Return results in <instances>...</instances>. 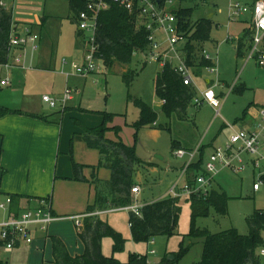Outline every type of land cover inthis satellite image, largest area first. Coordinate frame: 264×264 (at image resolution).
Masks as SVG:
<instances>
[{
  "label": "rangeland",
  "instance_id": "rangeland-1",
  "mask_svg": "<svg viewBox=\"0 0 264 264\" xmlns=\"http://www.w3.org/2000/svg\"><path fill=\"white\" fill-rule=\"evenodd\" d=\"M238 1L246 4L250 3L251 0ZM229 5L230 0H187L182 3L175 1L172 6V9H193V23L206 18L212 20L214 24L220 25L218 29L213 28L212 30L211 38L214 47H212L213 50L210 49V53H214L216 40L219 41L218 79L223 82L222 84H228L230 87L234 85L235 88L225 102L221 110V117L218 119H216V113L213 109L207 104H203L192 107L189 112L190 121L184 123L170 121L163 113L162 103L157 98L154 88L155 78L161 72L162 67L157 63L145 66L144 54L139 52L134 53L132 63L127 68L117 65L109 73L105 67L103 68V65H99L100 72L89 76L86 80L76 78L67 82V78L62 74L63 60L66 59L69 63L82 64L83 54L76 47L78 25L77 21L75 22L72 19L70 7L66 0L14 1L13 15L16 22H30V20H33V24H41L43 20L47 19L45 29L42 31L43 43L41 47L40 42L37 44L36 58L39 59L41 55L45 54L46 61L51 63L52 69L47 72L44 71L46 73L42 75L44 77L43 82L33 80L32 83L29 82L27 90L26 86L24 88L25 96H27L32 106H37L39 102L37 96L40 98L39 104L43 96L60 99L67 91L66 88L69 87L74 92H79V97L82 96L83 106L80 107V104L77 105L75 101L69 102L71 114H65L62 122L64 132L65 130L67 132L72 130L73 132V130L81 128L79 124H83L85 128L96 129L104 122L103 112H107L112 116V119L107 120L106 125L119 128L118 134L109 132L108 137L110 139L116 140L120 136L122 141L129 146L142 143L148 151L158 150L166 161L160 163V167L156 172H148L147 170L143 172V189L142 185L137 183L136 187H140L141 192L138 198L133 196L134 202L138 204H151L154 200L166 195L171 186L177 181L179 169L188 160V156L184 159L177 157L178 150L173 149V139L185 145L192 144L194 148L205 144L204 163H206L213 152V148L231 138L232 131L227 126L232 125L235 129H241V121L245 111L251 105L254 108L264 104V68L259 66L254 59L245 64L244 61L238 60L235 56V41L243 35L245 29L249 28V21L246 19L230 20L228 15ZM23 30L22 27L20 34L25 36L26 33ZM230 35L234 37V41L227 40ZM161 37L164 39L163 36ZM28 48H31V46H28ZM67 66L65 71L69 72L71 67L70 65ZM125 68L135 73L130 88H127L123 82V69ZM197 77L194 79L198 94L207 88L208 83L216 84V74H211L207 69H201ZM18 81L20 82V80ZM227 88L228 86L224 88V91H228ZM11 90L12 88H9L4 91L10 92ZM137 99L145 102L156 111L159 114L160 123L168 126L171 131L164 129L157 132L142 129L139 132V141L136 143V131L132 124L139 119V111L134 103ZM12 108L18 107L12 105ZM73 155L76 161L77 159L81 160L87 165H97L99 162L98 153L89 150L77 135L74 136ZM198 158L199 155L195 160L197 161ZM69 160L67 162L68 167L70 166ZM65 165L66 163L60 166V170H63ZM170 169L172 171H169ZM137 171L138 169L135 173V179L138 178ZM86 173L90 175L92 173L91 169L88 168ZM109 177L110 172L107 169L102 168L99 170L98 179L101 184ZM259 181L260 177L254 175L251 170L242 175L228 169L220 170L210 189L227 193L230 199L228 214L222 216L212 209L208 216L198 217L193 222L191 206L184 200L182 201L180 222L176 229V235L171 238L166 236L156 237L153 239L154 244L151 243L152 241L140 244L133 242L129 225L130 213L128 211H112L103 214L102 220L108 222L125 239L124 250L114 255V257L120 262L126 263L131 254L148 255L151 263H157L166 255L178 254L180 245L184 242L186 247L190 246V249L179 264H197L202 257L204 240L191 238L188 235L193 229H207L212 234H217L232 228L237 229L242 235H248L250 227L247 220L256 211H264V184L259 191H254V185ZM63 185L64 187L55 199L56 211L58 216L63 218L59 221L62 229H64L63 232L71 238H75L76 224L71 221L70 217L82 214L80 212L85 209L73 211V206H75V203L87 206V200L93 201L94 199L95 188L88 185V191L89 189L91 191L90 194H78L70 186L71 184ZM71 195L73 198L69 199ZM113 244L114 242L110 238L103 240V254L106 257L113 256ZM71 246L75 251L76 246ZM151 251H155L156 254L151 255ZM260 264H264V258H261Z\"/></svg>",
  "mask_w": 264,
  "mask_h": 264
},
{
  "label": "trees",
  "instance_id": "trees-1",
  "mask_svg": "<svg viewBox=\"0 0 264 264\" xmlns=\"http://www.w3.org/2000/svg\"><path fill=\"white\" fill-rule=\"evenodd\" d=\"M69 4L73 21H77L78 15L86 9L87 0H66ZM164 1V0H163ZM185 2L187 0H174V2ZM1 2V0H0ZM181 30L187 38V64L193 66L197 63V52L204 44L211 41L213 21L200 19L192 22L193 9H172ZM99 30L96 35L98 53L103 64L111 70L116 64L130 65L135 52H141L148 48L149 33L145 27L137 23L134 13L113 5L110 9L103 11L99 17ZM14 29L13 11L0 6V64H5L10 56L11 34ZM80 39L81 34L78 31ZM251 40V32L247 31L240 40L238 56L241 57L248 49ZM197 44V48L193 45ZM247 47V48H246ZM211 63L200 59L199 67H209ZM135 73L127 71L123 74V80L127 88L131 87ZM155 92L162 100L163 113L172 121L176 118L185 122L188 109L195 98V90L187 86L177 72L169 66L162 69L155 82ZM135 106L140 111L137 122L132 124L136 131V143L139 141V132L144 128L168 129V126L158 124L159 114L148 104L141 100H135ZM19 114L18 111H10L0 108V117L7 114ZM104 122L96 129H85L84 140L88 147L96 149L101 155L98 167H104L111 171V179L106 183V193L97 188L95 203L90 205L84 214L92 215L84 220V227L78 231V237L85 246L84 254L72 256L66 244L58 237H52L53 256L56 264H179L188 254L190 246L186 247L184 242L180 245V252L173 253L174 260L166 255L161 261L151 263L148 255L131 254L126 263L120 262L114 257L125 248L123 235L116 231L108 222L95 215L112 209L131 206L134 202L132 189L136 187V167L143 163L137 156V145L128 146L122 139L112 141L107 138L110 131L119 133V128H110L106 125L107 120L112 119L109 113L104 112ZM247 110L242 119L246 118ZM47 120L46 118H42ZM173 149L178 150L179 143L173 139ZM204 151L200 146L199 158L187 171V180L193 183L192 173H204ZM73 156V153H72ZM196 159V158H195ZM74 180L78 182L87 181L84 177V166L72 159ZM192 172V173H189ZM264 180V178H263ZM92 183L98 184L94 174ZM13 203L18 204L20 197L12 196ZM172 198L166 197L162 200L148 204L143 209L142 218H136L132 213L129 215L132 240L136 244L149 243L156 237L166 236L171 238L176 235V229L180 222L182 201L190 204L193 222L198 217L208 216L212 209L217 214L226 216L228 214L229 197L226 192L210 190L207 193H196L190 197ZM49 199V198H46ZM41 199H29L31 201ZM250 233L242 235L235 228L212 234L207 229H193L188 235L191 238L204 240L203 253L197 264H260L258 247L264 237V211H256L248 220ZM113 240V256L106 257L103 254V240Z\"/></svg>",
  "mask_w": 264,
  "mask_h": 264
},
{
  "label": "crops",
  "instance_id": "crops-1",
  "mask_svg": "<svg viewBox=\"0 0 264 264\" xmlns=\"http://www.w3.org/2000/svg\"><path fill=\"white\" fill-rule=\"evenodd\" d=\"M14 1L15 0H4V2L7 4L6 8L12 9L13 11ZM252 1L253 0H251L250 3ZM250 3H246V4H250ZM230 4H231V0H230ZM229 9H230V5H229ZM229 9H228V15H229ZM250 17L251 15H244L241 18V19H246L247 21H249L250 26L249 28L244 30L243 35L235 41L236 43L234 45L235 46L234 47L235 56L237 57L238 60L244 61L245 64L251 61V60H248V61L246 60V57H247L246 55L249 51L251 40L249 41L248 49L243 50L245 51V53L241 57L238 56V51H239L240 40L244 37L245 33L247 31H250L252 34ZM13 21H14V29L12 30L11 38L16 33L18 35H21L20 30L23 27L24 33L30 30L33 34L38 35L39 39L35 42H30L24 50H16V49L12 50L10 46V56H9L8 62L5 64H0V108L10 110V111H18L19 113V114L10 113V114L0 117V202H5L9 197H12V196L20 197V201L18 202V204L12 203L9 211H0L2 212L0 213V223L6 221L10 216L20 214L23 210L27 209L29 206L34 205V204H31L32 201L31 203H29V199H46V198L51 199V205H52L54 215L62 218L61 216H58L57 214V211H56L57 205H55V199L60 194L61 189L64 187L63 184H71L70 186L78 194H82V193L90 194L91 191L90 189L88 191V187H87L88 185L90 187L95 188L94 199L93 201H91L90 199L87 200V206H83L77 203H75V206H73V209H74L73 211L85 209L83 210V212H80L84 214L87 208L90 205L95 203L96 195H97V188L106 193V183L111 179V171L107 169L110 172V177L103 184H101L100 180L98 179L99 170L104 168V167H98L100 163L101 155L98 150L88 147L87 143L84 140V131L85 129H89V128H85L83 124H79L81 128L79 129L77 128L73 130V132L72 130L71 132H67L66 130L64 132L63 130L62 122L65 118V114L66 113L71 114V112L69 111L70 110L69 105H68L69 102L75 101L77 102L76 103L77 105L80 104V107L83 106L82 96L79 97V92L77 91L74 92L73 99L67 103L64 110L61 109V107L51 108L47 103L43 101V98H42L41 103L39 104L40 102L39 96H37L39 100L37 106H32L30 104L31 102H29V100L27 99V96H25V92H24L25 86L27 90V85L29 84V82L31 83L33 81L43 82L44 77L42 75H44L47 71H50V69H52L51 63H48V61H46L47 58L45 54L41 55L39 59L36 58V55L38 52L37 44L40 42L39 44L41 47L43 43L42 31L45 29V24L47 22V19L43 20L41 24H33L34 22L33 20H30V22L28 21H24V22L17 21L16 22L14 20V15H13ZM219 27H220L219 24H214L213 22V28L218 29ZM78 31L76 34V40H77L76 47L83 54V62H82L83 64L84 63V44L78 37ZM159 35H161V33L156 34V36L159 37V39L163 40L161 37L162 35L161 36ZM227 40L234 41V37L230 35L228 36ZM219 44L220 42L216 40V50H214V53L211 52L212 53L211 54L210 49L214 47V42L212 41V38H211V41L208 42L207 44H204L202 46V49L197 52L198 61L193 66H189L187 64V51L185 50L187 43L180 47V53H181L180 57L187 64V66L190 67L191 69L192 78H193V84L191 86L195 90V98L193 100L191 107L188 109V112L186 115L187 120L185 122L190 121L189 112L192 109V107L207 104L205 102L200 103V104L196 103V100L202 99L203 92L206 89L210 87H213L215 89L217 95L223 102V105H222V108H223L225 102L227 101V99L229 98V96L231 95V93L233 92L235 88L234 85L230 87L228 84L226 85L222 84L223 82H221L218 79L219 77V73H218L219 72V68H218ZM193 45L196 48L198 47L197 44L193 43ZM28 46H31V48H28ZM36 46H37V50L34 49V47ZM211 50H213V48ZM144 51H141L139 53L144 54ZM207 55L209 56V58L206 57ZM17 57L20 58V61H21L20 66L21 67L24 66L25 69L19 68L20 66L12 67V65L16 63L15 61ZM51 58H52V55H51ZM144 58H145V62H144L145 66L151 63H156V62H151L147 60L145 54H144ZM200 59H204L210 62L211 66L199 67ZM157 64H159L162 67L161 71L163 68L167 66H169L171 69L175 71L174 68L177 67V65L179 64V60L175 59L173 63L169 65H162L160 63H157ZM67 65H70V63L68 64H65L64 62L62 63V67H63L62 74L67 78V82L73 79H76V78L83 79V80L87 79V78H82L78 76L76 77L68 76L72 72V69H70L69 72H66L65 69L66 67H68ZM102 65H103V68L105 67V69L110 73L112 72L115 66L121 65V64H116L111 70H109L104 64ZM130 65H122V66L127 68ZM126 68L123 69L124 73H126L127 71H130ZM201 69H205V70L207 69L209 70L211 74H216V84L208 83L207 88L198 94L194 78L197 77V75H199V72ZM196 72L198 73L197 75H196ZM102 74L104 73L102 72ZM157 76L155 78V82H156ZM7 79H9L10 85L3 87L1 85V82ZM18 80H20V82ZM14 86L16 87L14 88ZM227 86L228 88L226 90L228 91H224V88H226ZM9 88H12L10 92L4 91ZM154 88H155V84H154ZM66 89H71V88L67 87ZM160 101L163 106L162 100ZM12 105L17 106L18 108H12ZM262 106H264V104L254 107V108L251 105L247 109V116L241 121V125H242L241 129H247V128L252 127V124L258 118V110ZM47 108L49 110H46ZM72 110H75V109H72ZM221 110H220L219 115L216 116V119L221 117ZM213 111L215 112L214 109ZM139 117H140V111H139ZM42 118H46L47 120H44ZM172 120L178 121L180 123H184L182 121L177 120L176 118H173ZM158 124H161L160 120H158ZM110 128H113V127H110ZM227 128H229V125L227 126ZM144 129L146 131H157V132L164 130V129H158V128H144ZM110 132H113V131H110ZM71 134H72V138H71ZM108 134L109 132L107 133V138L110 139L108 137ZM232 134H233V131H232ZM76 135L79 138H81V140L83 141V143L86 145V147L89 150L95 151L99 155V162L97 165H87L85 162L78 160L76 157L78 164L83 165L85 167L83 171L84 177L87 180L85 182H78L74 180V171H73V164H72V159H74V155L72 156V153L74 152V136ZM119 138L122 139L120 136ZM119 138H117L116 140H112V139L110 140L118 141ZM227 142L223 144H217L216 147L213 148V152L216 148L224 146ZM178 143L180 144L179 145L180 147L178 148V150L184 149L188 153H192L193 151H195V149L198 148V147L194 148L192 144L185 145L180 142ZM204 145L205 144L201 145V147L205 149L206 147ZM142 146L144 147L143 144ZM144 149L146 150L147 153H152L153 155H158L159 157L158 158L153 157L151 159L142 160L143 163L136 167V170L138 169L137 171L138 178L135 179L136 184L138 183L142 185L141 186L142 189H143L142 181H143V176H144L143 172L146 170L148 172H156L157 169L160 167V163H162L163 161H166L160 155V152L158 150L148 151L145 147ZM184 158H179V159H184ZM68 159H70L69 167L67 166ZM77 161L75 160V162ZM65 163H66L65 168H63V170H60V166H62ZM185 164L181 167V169H179V177L177 181L171 186V188L174 187L175 184H177L178 182H180V185H183L185 181L189 182L187 180L188 175H186V177L182 176L183 174L182 168L184 169ZM88 168L91 169L92 171L90 175L86 173V170ZM204 169H205V164H204ZM169 171H172V169H170ZM94 174L96 176V179H98V184L92 183ZM193 175H194L193 179H195L196 177L195 175H199V174L192 173L191 176ZM167 193L162 198L154 200V202L168 197ZM72 198L73 197L71 195L69 199H72ZM58 211L60 212L59 208H58ZM118 211H122V210H118ZM109 212L111 211L110 210L105 211L103 214H106ZM98 213H102V212H98ZM82 214H78V215H82ZM103 214L98 215V216H100L101 218ZM72 222L74 223V221ZM56 224H60L59 221L51 224L47 231H42L39 229L33 230V233H32L33 242L30 244L25 243V242H20L12 251L6 250V248L4 247L3 241L1 240V237H0V264H56L54 260V256H53L52 237L60 238L66 244L72 256H79V255L84 254L85 246L83 245V243L80 241L78 237V231H80L81 229L76 226L75 238H71L65 232H63L64 229H62L61 224L60 225H56ZM83 227H84V223H83ZM130 232H131V228H130ZM153 241L154 240H152V242ZM71 245L76 246L75 251L73 250Z\"/></svg>",
  "mask_w": 264,
  "mask_h": 264
},
{
  "label": "built area",
  "instance_id": "built-area-1",
  "mask_svg": "<svg viewBox=\"0 0 264 264\" xmlns=\"http://www.w3.org/2000/svg\"><path fill=\"white\" fill-rule=\"evenodd\" d=\"M87 6L77 17V25L81 34L80 40L84 44V63H70L72 72L68 76H78L88 78L91 75L100 72L99 65L103 64L102 59L97 56L98 45L96 35L99 30V17L103 11L117 5L131 13L137 18V23L141 24L148 31L149 46L144 51L146 59L151 62L162 65L172 64L175 59L179 64L175 71L181 75L184 84L191 86L193 84L192 72L190 67L180 57V47L187 43L185 33L181 30L179 20L172 11L174 0H87ZM0 6L6 8L7 4L1 0ZM244 15H251V41L246 60L256 59L257 63L264 67V0H253L250 4L240 3L238 0H231L229 9V18L231 20H240ZM161 33L163 40L156 36ZM39 39L38 35L33 34L30 30L25 36L17 33L11 38L12 50H24L30 42ZM37 50V46L34 47ZM209 58V56H206ZM16 63L12 65L20 66V58L17 57ZM65 64L69 62L63 61ZM9 66V65H7ZM19 68L25 69L24 66ZM1 85L9 86V79L3 80ZM74 91L67 89L61 99H54L49 96H43V101L51 108L65 109L67 103L73 99ZM207 103L212 107L216 116L219 115L223 102L217 95L215 89L210 87L203 92L201 100H196L197 104ZM233 134L229 141L221 147L214 150L208 161L205 163L204 173L196 175L193 183L185 181L183 185L180 182L168 192L167 196L172 198L190 197L196 193H207L215 176L220 170L228 169L236 174H245L251 170L255 175L260 177V181L255 183L254 191H259L264 184V106L258 110V118L247 129H235L229 125ZM200 146L192 153L185 150H178L177 157H189L183 169L182 176L186 177L190 166L195 162ZM140 187L132 189L134 196H139ZM13 200L9 197L5 202H0V211H9ZM27 209L20 214L10 216L6 221L0 223V237L7 251H12L20 242L32 243L33 230L39 229L47 231L51 224L62 220L53 213L51 199H41L32 201ZM146 205L133 203L131 206L112 209V211L126 210L136 218H142L143 209ZM96 213L95 215H101ZM92 215L82 214L70 217L76 226L83 228L84 220ZM154 244V241L152 242ZM155 255V251L150 252ZM258 255L264 258V237L258 247Z\"/></svg>",
  "mask_w": 264,
  "mask_h": 264
},
{
  "label": "water",
  "instance_id": "water-1",
  "mask_svg": "<svg viewBox=\"0 0 264 264\" xmlns=\"http://www.w3.org/2000/svg\"><path fill=\"white\" fill-rule=\"evenodd\" d=\"M137 156L141 160L151 159L153 157H156V158L159 157L158 155H153L152 153H147L146 150L144 149V147L142 146V144H140V143L137 145ZM168 258L170 260H174L173 255L168 256Z\"/></svg>",
  "mask_w": 264,
  "mask_h": 264
}]
</instances>
